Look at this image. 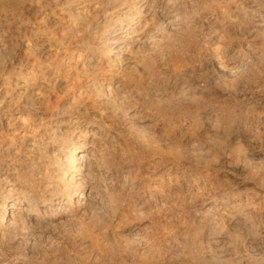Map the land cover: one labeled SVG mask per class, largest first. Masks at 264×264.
I'll use <instances>...</instances> for the list:
<instances>
[{
	"label": "rangeland",
	"instance_id": "rangeland-1",
	"mask_svg": "<svg viewBox=\"0 0 264 264\" xmlns=\"http://www.w3.org/2000/svg\"><path fill=\"white\" fill-rule=\"evenodd\" d=\"M51 7L55 11L68 8L82 24L75 34L79 40L69 45L75 48L74 58L85 48L93 54L96 67L78 78L79 87L92 100L103 90L104 99L110 102L104 106L111 119L110 129L105 133L95 130L104 166L94 172L93 200L76 222L61 219L51 232L33 234L5 227L1 204L9 203L7 194L12 185L1 172L15 177V171L25 170L36 182H42L55 173L54 162L63 164L68 149L80 139V133L69 124L71 116L66 114L54 116L50 126L61 131L50 132L39 111L46 101L39 104L38 95L30 96L31 109L23 117L38 131L33 151L19 138L15 147L0 153V264H136V257H142L144 240L158 251L153 254L152 264H215L223 253L239 254L240 245L264 251V201L245 221H225L220 227L203 224L206 215L223 211L222 198L245 187L256 186L264 192V146L236 138L217 152L222 141L217 123L213 118L205 121L203 106L187 100L192 79L202 82L204 71L214 73L220 64L233 68L241 59L252 61V52L264 53V0H41V8L15 11L9 33L0 38V82L5 85L0 86L1 92H14V82L22 83L23 76L31 75L27 62L38 61L44 70L57 61L52 57L61 46L58 42L49 54L34 50L29 56L23 52L24 37L15 31L20 20L30 27L42 25L43 12ZM167 15L187 19L178 31L167 34L188 28L192 42L174 40L162 74L136 85L131 78L145 76L136 61L150 54L142 44L130 43V32L145 25L159 37L160 23ZM118 24L130 33L125 41L122 39L120 52L109 42L115 30L119 31ZM43 27L47 38L59 35L57 24L45 23ZM208 50L214 58L204 63L203 51ZM117 79L128 84L115 98L103 88L109 80L112 86ZM64 80L62 76L57 80L53 96L70 86L66 92L68 96L73 94V86ZM213 91L222 104L235 105L233 95L224 86L214 84ZM53 96L48 106L54 105ZM10 109L8 103H0V120H9L18 128L20 122L13 120L17 116ZM170 165L172 169L167 172ZM253 173L260 176L262 185L260 179L252 180ZM159 175L163 177L162 186L154 189L153 179ZM75 176L76 181L79 175ZM13 179L17 187L23 186ZM110 199L114 200V208ZM45 211L50 214L47 211L51 209ZM211 237L220 241L216 243Z\"/></svg>",
	"mask_w": 264,
	"mask_h": 264
},
{
	"label": "bare ground",
	"instance_id": "bare-ground-1",
	"mask_svg": "<svg viewBox=\"0 0 264 264\" xmlns=\"http://www.w3.org/2000/svg\"><path fill=\"white\" fill-rule=\"evenodd\" d=\"M53 2L57 3V0H53ZM23 7L33 10L41 8V0H0V38L7 36L11 16L15 11H21ZM76 17L66 7L58 11H55L54 7H51L47 12H43L42 25L30 27L24 20L17 21L16 23L15 31L17 35L24 37L21 44L25 54H34V50L39 54H49L51 53V47L56 42L61 46L60 48H56L53 53L52 58L57 61L52 67L45 66L43 70L44 66L42 67L38 61L27 62L26 64H29L32 69L31 75L23 76L22 83L15 81L13 87L17 89L14 92L7 91L6 89H3V92L0 91V103H8L11 108L10 110L17 116L13 120L20 122L18 128H14L9 120L5 122L0 120V153L3 155L4 151L10 150L13 146L15 147L19 138L23 140L28 147H26L27 149L33 151L34 138L38 135V131L37 128L29 123L26 117H23V114L29 112L31 109L32 104L28 101V98L32 95L39 96L41 100L38 99L39 104H42L43 100L46 101L45 107L42 110L39 109V111H41V119L49 126L50 132L61 131L56 126H50L54 116L66 114L71 116L69 124L73 130L80 133L78 136L80 139L73 144L71 143L72 146L68 149L67 158L63 164H59L58 160L54 162L57 166L55 173L53 175L48 174L42 182H36L31 174H27L25 170L20 172L15 171V177H9L7 171L1 172L3 179L12 185L7 194L8 199L10 198L9 203L1 204L4 226L11 228L12 231L26 230L31 234L37 232L45 233L51 232L56 223H59L58 221H61V219L71 223L76 222L79 216L86 213L88 204L93 200V191L95 189L93 185L94 172H98L104 166L103 155L98 145L96 133L97 131L105 133L110 129L112 124L111 119L107 116L105 112L106 108L104 107L109 101L104 99L103 90H101V93H95V97L92 100V96L86 94L79 87L80 82L78 78L87 76L88 69L96 66L93 64V54L91 51L86 50V48L82 49V52L75 59V48L69 46L72 41L77 42L79 40L75 34L82 24L80 21H77ZM45 23L57 24L59 35L56 37L50 35L51 38L50 36L47 38L42 32V28H45L43 27ZM186 23L187 19L185 18L181 20L179 16L167 15L164 17L162 23H160L159 37L153 34L145 25L140 30L137 29L130 32V43L133 45L142 44L150 54L147 56L143 55L136 61L141 66L145 76L134 77L130 81L138 85L142 79L149 81L151 77L156 78L162 74L163 70L161 71V68L166 62L165 59L168 57L167 53H169V48L173 41L179 39L192 42V35L188 28L178 34H167V31H178ZM117 26V30L119 29V31L115 30L109 37V42L111 45L116 46V52H120L122 49L120 45L122 39L125 41L127 35L130 33L121 24ZM213 58V52L209 50L203 51L202 59L204 63L208 60H213ZM249 58L252 61L248 62L245 59H241L233 68H226L221 64L216 65L214 73L204 71L202 82L198 79H192L191 81L190 93L187 96V100L197 106L198 104L203 106V118L205 121L213 118L215 123H217L216 129L221 133L222 140L217 146V152H222L226 147V142L236 138L264 146V53L252 52ZM60 76L65 79V83L67 81L70 82L74 88L73 90L77 91V94L74 91L71 96H68L66 91L68 88L70 89V86L65 92L58 91V93L60 92L59 95H57L58 93L54 95L56 97V99L54 98L55 100L53 99L54 105L48 106L50 97L55 94L53 93V89ZM46 77L49 78L47 79ZM111 84L109 80L108 85L104 86L103 89H106L109 95L116 98L118 92L124 89L128 82L123 79H117L112 86ZM214 84L224 86V90L233 95L236 101L234 106L227 107L220 102L216 97L217 93L213 91ZM0 86H5L4 82L1 81ZM202 88L203 93L201 92ZM80 96L83 97L79 98ZM77 97L78 99L75 100ZM97 101L99 102L96 105L95 102ZM211 124L210 122V127L213 129V124ZM77 150L81 151L76 153ZM214 154L215 152L212 153V155ZM205 163L207 164V162ZM171 166L167 168V172L171 171ZM206 167L208 165H203V168L206 169ZM242 169L245 170L246 168ZM75 174L79 175L76 181L74 180ZM13 178L17 179L21 184L23 183V186L17 187L13 182ZM162 178V175H159L153 179L152 187L154 189L162 186ZM251 178L254 181L260 179L259 184H263L260 176H257V174L253 173ZM168 180H171V178H168ZM132 184L133 181L131 182ZM73 197H76L75 201H73ZM222 199L224 200L222 201ZM222 199L223 211L214 215L208 213L211 216L207 217L206 215L203 218V224L209 227H220L225 221L238 223L239 221L249 219L251 212L264 201V192L256 186L245 187L236 194H231ZM109 201L111 202V207L114 208V200L110 199ZM42 206H46V209L42 208ZM5 207L8 208L6 211ZM49 208L54 212L47 211L50 214H46L45 210ZM211 238L216 243L220 241L217 237ZM150 244L148 240L143 241L142 257H136L134 261L136 264H152L153 254L158 251L155 248L152 249ZM240 246L241 252L239 254L230 256L223 253L217 258L215 264H264V251L255 252L242 245Z\"/></svg>",
	"mask_w": 264,
	"mask_h": 264
}]
</instances>
